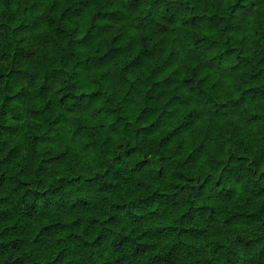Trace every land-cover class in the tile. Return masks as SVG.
<instances>
[{"label":"clouds","instance_id":"obj_1","mask_svg":"<svg viewBox=\"0 0 264 264\" xmlns=\"http://www.w3.org/2000/svg\"><path fill=\"white\" fill-rule=\"evenodd\" d=\"M0 264H264V0H0Z\"/></svg>","mask_w":264,"mask_h":264}]
</instances>
